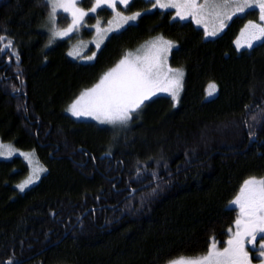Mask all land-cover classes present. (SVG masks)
<instances>
[{"label":"trees","instance_id":"obj_1","mask_svg":"<svg viewBox=\"0 0 264 264\" xmlns=\"http://www.w3.org/2000/svg\"><path fill=\"white\" fill-rule=\"evenodd\" d=\"M151 5L133 0L129 10L145 11L138 21L81 62L69 55L74 37L51 39L45 0H0V139L33 152L45 168L20 191L27 161L0 159V264L200 257L229 237L243 182L264 178V38L250 48L237 43L245 25L261 22L256 12L211 37L172 11H146ZM158 35L176 43L169 63L184 70L178 103L157 96L127 127L68 113L128 52Z\"/></svg>","mask_w":264,"mask_h":264},{"label":"snow or ice","instance_id":"obj_2","mask_svg":"<svg viewBox=\"0 0 264 264\" xmlns=\"http://www.w3.org/2000/svg\"><path fill=\"white\" fill-rule=\"evenodd\" d=\"M82 0H45L46 6L51 8L49 19L53 20L59 8L64 13H71V23L64 31H54V36H67L73 32L83 21V18L90 13H95L97 8L107 6L115 9L119 3L125 8L131 3V0H95V6L85 12L76 7ZM229 5H235V12H243L245 8L256 7L260 11L259 19L262 24L249 25L264 34V0H204L203 4H198L197 0H154L153 7L162 9L173 8L181 9L177 11L180 19H187L190 16H198L206 13L211 7L216 10V15H220L219 9L227 8ZM187 13V15L184 14ZM235 12L233 14H235ZM140 13L131 16L121 17L125 23L134 21ZM120 16V13H117ZM231 18L230 16L228 17ZM65 19H69L65 16ZM197 19L196 23L200 24ZM88 27V25H84ZM91 27L96 28L97 25ZM216 32L207 33L208 36H215ZM5 39L0 36V40ZM256 39H261L257 36ZM162 47L157 49V55L149 59L139 56L131 60V54L126 55L117 66L101 78L99 83L91 89L86 90L73 104L69 106V111L77 117L92 116L102 124L110 125H127L132 118V113L141 108L145 100L155 95L152 91L161 78V66L159 63V53H166L173 45L172 42L164 40L163 37L156 38ZM10 46V44L8 45ZM247 47H252L249 43ZM7 47V46H6ZM98 48L99 45L97 44ZM156 48V44H153ZM75 55V53H74ZM95 53L87 57L92 60ZM168 72H175L177 79L172 83L179 87V77L182 72L179 69H167ZM160 91H171V88H162ZM215 91L214 85H209L208 95H212ZM173 96L176 95L172 91ZM85 97H89V103L86 107H77ZM2 155V153H0ZM11 155V151H9ZM33 183L31 177L17 185L20 191H23L28 185ZM233 205H239V217L235 221L236 231L232 238L226 241V247L222 250L217 249L215 243H211L205 255L198 258L177 257L168 261V264H252L247 246L251 247L258 259L264 260V179L257 180L255 178L247 179L243 182L240 193L237 195ZM231 231V230H230ZM260 243H257V241Z\"/></svg>","mask_w":264,"mask_h":264},{"label":"rangeland","instance_id":"obj_3","mask_svg":"<svg viewBox=\"0 0 264 264\" xmlns=\"http://www.w3.org/2000/svg\"><path fill=\"white\" fill-rule=\"evenodd\" d=\"M84 0H82L83 2ZM133 0H131L132 2ZM150 1L152 5L150 8L146 11H152L153 9H158L161 11H172V17L174 20H180V21H192L198 28H201L204 33L207 35V33L210 32H216L217 34L215 36H218L222 34L228 25V23L231 21V19L237 17V16H244L250 11H255L256 12V18L257 20L259 19L260 16V11L256 7H251V8H245L243 12H235V5H229L227 8L219 9L220 15H216V10H213L211 7H209L204 14H200L198 16H190L187 19H180L179 16H177V11H183L181 9H173V8H167V9H162L160 7H153V2L154 0H146ZM164 2H168V0H164ZM198 4H203L204 0H197ZM130 5V4H129ZM129 5L125 8L123 5H120L119 3L116 5L115 9L108 8L107 6H102L97 8V11L95 13H90L89 15L85 16L83 18V21L81 24L75 29L73 32L69 33L67 36H54L53 32L54 31H64L68 28V26L71 23V13H64L62 12L59 8H57V12L55 14V17L53 20L47 19V24L46 28L50 34L51 39L54 40H62L65 38H73L72 41V46L69 51V55L71 58L77 61L81 62H91L92 60L87 59V57L91 56L93 53H95V57L100 50V48L104 45L105 41L110 37L112 34L117 33L124 29L126 26L136 23L139 19V17L142 15L143 12L145 11H135V10H129ZM95 6V0H92L91 3L83 4V3H78L76 5L77 8L88 12V10L91 7ZM102 9H108L111 11V15L109 17H104L103 15L99 14V11ZM51 11V8H50ZM235 12V14H233ZM117 13H120V16H117ZM135 13H140L134 21H128L127 23L124 22L121 17H127L131 16ZM185 15H187L186 12H184ZM65 16H68L69 19H65ZM231 17L230 19L228 17ZM199 19L201 22L200 24L196 23V20ZM257 24H262L261 22H258ZM84 25H88V27H85ZM92 25H97L98 27L93 28L91 27ZM243 32L241 33L239 39H237V43L241 47H245L247 44H254L257 41H260L264 38V34H261L257 29L251 27L249 24L245 25L243 28ZM211 36V37H215ZM257 36H261V39H256ZM158 37H163L164 40L172 42V47L166 52V53H159V63L161 66V78L156 86L153 87L152 91L155 92V95H151L149 93L150 98L148 100H145L143 105L152 100L153 98L157 96H169L173 99L175 103H178L180 95L183 90L184 86V70L179 67H172L169 63V57L171 54L172 49L175 47L176 43L171 41L169 38L163 36V35H158L155 36L151 39L148 40L144 45H142L140 48H137L136 50L128 52L126 55L131 54L129 57L131 60H134L135 57L139 56L141 58L148 57L151 59L155 55H157V49L162 47L163 45L160 44L156 40ZM99 45L97 48L96 45ZM153 44H156V48H153ZM75 53V55H74ZM125 55V56H126ZM124 56V57H125ZM123 57V58H124ZM122 60V59H121ZM119 63V62H118ZM117 63V64H118ZM113 66L111 69L115 68L117 66ZM171 68L173 70L179 69L182 72V76L179 77V87H176L172 81L176 80V74L175 72H168L167 69ZM109 69L108 71H110ZM107 71V72H108ZM106 72V73H107ZM104 76V75H103ZM102 76V77H103ZM101 80V79H100ZM99 80V81H100ZM99 83V82H98ZM97 84V83H96ZM95 84V85H96ZM93 87V86H92ZM92 87L88 88L91 89ZM162 88H171V91H160L159 89ZM86 89V90H88ZM85 90V91H86ZM83 91L80 96L85 92ZM172 91L176 92V95L173 96ZM79 96V97H80ZM77 97L72 104L79 98ZM89 97H85L84 100L80 102V104L77 106L79 107H86L89 103ZM142 105V106H143ZM141 106V107H142ZM69 109V108H68ZM138 111V110H137ZM68 113L75 119L78 120H90L94 121L98 124L105 125V126H114L110 124H102L99 121H97L94 117L92 116H74L69 110ZM135 113V112H134ZM133 115V113H132ZM130 121V120H129ZM129 121L127 122V125L129 124ZM127 125L125 127H127ZM116 127H124V125H115ZM9 151H11V155H9ZM0 159H10L15 155H21L28 163L29 166V173L28 176L26 177L25 180H27L29 177L32 178L33 183L28 185L26 188L34 185L41 175L44 173L45 168L41 165L39 162L38 158L33 152L30 151H23V150H18L15 147L4 143L0 139ZM257 180L264 179V178H255ZM237 197V196H236ZM237 208V215L236 219L239 217V205H235ZM235 219V221H236ZM231 230V231H230ZM229 230V237L227 238L228 240L232 238L236 231V226L235 222L233 224V227ZM186 258H198V257H186Z\"/></svg>","mask_w":264,"mask_h":264},{"label":"flooded vegetation","instance_id":"obj_4","mask_svg":"<svg viewBox=\"0 0 264 264\" xmlns=\"http://www.w3.org/2000/svg\"><path fill=\"white\" fill-rule=\"evenodd\" d=\"M242 32H243V29H242ZM227 240H225V241H216L215 244H216L217 249H221L222 250L224 247H226L227 246L226 245V241ZM257 243H260V241L258 240ZM246 251H248V253H249V256L251 258L252 264H264V260H261V259L257 258L256 252L251 247L247 246V242H246Z\"/></svg>","mask_w":264,"mask_h":264},{"label":"water","instance_id":"obj_5","mask_svg":"<svg viewBox=\"0 0 264 264\" xmlns=\"http://www.w3.org/2000/svg\"><path fill=\"white\" fill-rule=\"evenodd\" d=\"M7 264H11V262H7Z\"/></svg>","mask_w":264,"mask_h":264},{"label":"bare ground","instance_id":"obj_6","mask_svg":"<svg viewBox=\"0 0 264 264\" xmlns=\"http://www.w3.org/2000/svg\"><path fill=\"white\" fill-rule=\"evenodd\" d=\"M247 17V16H246Z\"/></svg>","mask_w":264,"mask_h":264}]
</instances>
